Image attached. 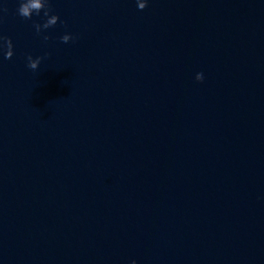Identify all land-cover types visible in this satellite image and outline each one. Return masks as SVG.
<instances>
[{
    "label": "water",
    "instance_id": "95a60500",
    "mask_svg": "<svg viewBox=\"0 0 264 264\" xmlns=\"http://www.w3.org/2000/svg\"><path fill=\"white\" fill-rule=\"evenodd\" d=\"M50 3L0 0V264H264V0Z\"/></svg>",
    "mask_w": 264,
    "mask_h": 264
},
{
    "label": "clouds",
    "instance_id": "9594fccd",
    "mask_svg": "<svg viewBox=\"0 0 264 264\" xmlns=\"http://www.w3.org/2000/svg\"><path fill=\"white\" fill-rule=\"evenodd\" d=\"M137 6L139 10H143L148 6V0H136ZM0 12L6 13L7 8H0ZM41 12H43V16L46 18L44 23H34V28L36 30V34L40 35L42 33L41 27L44 29H49L54 27L60 18L58 15L51 14L52 8L50 0H44L43 4L41 0H19V6L17 8V14L24 18L30 20L32 16L35 14L36 16H40ZM61 23H63L61 21ZM43 39L45 41L49 40L50 37L48 35H44ZM63 43H68L70 40H73L74 37L71 34H64L60 37ZM0 53L3 54L4 59H11L14 55V46L12 39L5 35H0ZM47 55V54H46ZM44 57H36L33 58L32 55L27 56V67L31 70L35 71L38 69L41 61ZM196 81L203 82L204 76L203 73H197ZM134 264V262H133Z\"/></svg>",
    "mask_w": 264,
    "mask_h": 264
}]
</instances>
